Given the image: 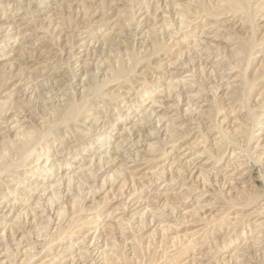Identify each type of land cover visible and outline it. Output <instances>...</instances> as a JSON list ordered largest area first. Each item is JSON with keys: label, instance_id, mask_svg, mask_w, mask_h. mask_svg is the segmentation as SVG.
Wrapping results in <instances>:
<instances>
[{"label": "rangeland", "instance_id": "obj_1", "mask_svg": "<svg viewBox=\"0 0 264 264\" xmlns=\"http://www.w3.org/2000/svg\"><path fill=\"white\" fill-rule=\"evenodd\" d=\"M0 154V264H264V0H0Z\"/></svg>", "mask_w": 264, "mask_h": 264}, {"label": "bare ground", "instance_id": "obj_2", "mask_svg": "<svg viewBox=\"0 0 264 264\" xmlns=\"http://www.w3.org/2000/svg\"><path fill=\"white\" fill-rule=\"evenodd\" d=\"M224 1H225V0H224ZM225 3H226V2H225ZM226 4H227V3H226ZM228 4H229V3H228ZM239 5H240V4H239ZM240 8H241V7H240ZM242 9H243V8H242ZM247 9H248V8H247ZM233 10H234V9H233ZM250 44H251V43H250ZM252 45H253V44H252ZM252 45H251V46H252ZM251 57H252V56H251ZM247 61H249V59H248ZM246 64H247V62H246ZM248 64H249V63H248ZM49 87H50V86H49ZM97 87H99V86H97ZM246 90H247V89H246ZM97 91H98V90H97ZM243 91H245V90H243ZM242 93H243V92H242ZM240 94H241V93H240ZM241 99H242V98H241ZM245 99H246V96H245ZM82 102H83V101H82ZM242 102H243V101H242ZM72 104H73V103H72ZM85 106H86V105H85ZM75 109H76V107H75ZM71 110L73 111L74 108L71 109ZM72 111H71V112H72ZM74 111H75V110H74ZM58 112H59V111H58ZM68 112H69V110H68ZM14 114H15V113H14ZM64 114H65V113H64ZM74 114H75V113H74ZM63 116H64V115H63ZM247 116H248V115H247ZM10 117H11V116H10ZM17 117H18V116H17ZM20 118H21V117H20ZM64 118H65V117H64ZM75 118H76V117H75ZM16 119H17V118H16ZM35 119H36V118H35ZM250 119H251V118H250ZM17 120H18V119H17ZM7 121H8V120H7ZM252 121H253V120H252ZM59 122H61V121H59ZM64 122H65V121H64ZM247 122H248V121H247ZM256 122H257V121H256ZM32 123H33V122H32ZM34 123H35V122H34ZM248 123H249V122H248ZM254 123H255V122H254ZM254 123H253V124H254ZM15 124H16V123H15ZM253 124H252V125H253ZM255 124H256V123H255ZM255 124H254V127H255ZM257 124H258V123H257ZM40 125H41V124H40ZM40 125H38V127H39ZM63 125H64V124H63ZM40 127H42V125H41ZM24 128H25V127H24ZM24 128H23V130H24ZM20 129H21V128H20ZM25 129H26V128H25ZM37 129H38V128H37ZM37 129H35V130H37ZM251 129H252L251 126H249L248 128H245V130L242 131V134L246 137V139H247L248 141H249V139H251V132H252ZM26 131H27V130H26ZM26 131H25V132H26ZM29 131H30V130H29ZM39 131H40V130H39ZM236 131H237V130H236ZM18 132H20V130L17 131V133H18ZM21 132H22V129H21ZM21 132H20V135H21ZM30 132H32V130H31ZM48 132H49V131H48ZM48 132H46V133H48ZM17 133H16V134H17ZM23 133H24V132H22V134H23ZM219 133H220V132H219ZM237 133H238V132H237ZM253 133H254V132H253ZM16 134H15V135H16ZM31 134H32V133H28V132H26V136H25V134H23V136H25V138H27V139L25 140V141H27V142H25V143L23 142V143L25 144L24 147H26L28 144H30V143L32 142L31 140H33V138H31ZM40 134H42V132L39 133V135H40ZM17 135H19V134H17ZM17 135H16V136H17ZM20 135H19V137H20ZM37 135H38V132H37ZM39 135H38V136H39ZM235 135H236V134H235ZM21 136H22V135H21ZM23 136H22V137H23ZM228 136H229V135H228ZM22 137H21V138H22ZM33 137H34V136H33ZM229 137H230V136H229ZM236 137L239 138L240 136L237 135ZM1 138H2V137H1ZM14 138H15V136H14ZM23 138H24V137H23ZM38 138H39V137H38ZM17 139H18V138H17ZM40 139H41V138H40ZM220 139L223 140V138H220ZM229 139H230V138H228L227 141L230 143ZM253 139H254V138H253ZM18 140H19V139H18ZM20 140H21V139H20ZM22 140H23V139H22ZM37 140H38V139H37ZM239 140H240V138H239ZM15 141H16V139H15ZM223 141H224V140H223ZM232 142H233V141H231V143H232ZM238 142H239V141H238ZM249 142H250V141H249ZM13 143H14V142H13ZM34 143H35V142H33L32 145H34ZM229 143H227V144H229ZM233 143H234V142H233ZM234 144H236V146H237V143H234ZM6 145H7V146H6ZM6 145H5V146H6V148H7L9 144L7 143ZM32 145H31V146H32ZM37 145H38V143H37ZM246 145H247V142H246ZM9 146H10V145H9ZM11 146H12V145H11ZM11 146H10V147H11ZM22 146H23V145H22ZM29 146H30V145H29ZM29 146H28V147H29ZM32 147H33V146H32ZM247 147H248V146H247ZM3 148H4V147H3ZM26 148H27V147H26ZM37 148H38V147H37ZM48 148H49V147H48ZM245 148H246V147H245ZM30 149H31V148H30ZM30 149H27V150H30ZM32 150H33V149H32ZM49 150H50V149H49ZM17 151H18V150H17ZM25 151H26V150H25ZM11 152H12V151H11ZM26 152L28 153V151H26ZM5 153H6V152H5ZM18 153H19V152H18ZM29 153H30V151H29ZM262 153H263V152H262ZM105 154H106V153H105ZM0 155H1V154H0ZM23 155H24V154H23ZM26 155H27V154H26ZM19 158H20V157H19ZM46 158H47V157H46ZM47 160H48V159H47ZM257 161H258V160H257ZM257 161H256V162H257ZM11 162H13V160H12ZM46 162H47V161H46ZM259 163H260V162H259ZM17 167H18V166H17ZM3 170H4V169H3ZM1 172H2V171H1ZM60 178H63V177H60ZM67 178H68V182H70V181H69V180H70V177H67ZM86 179H87V178H86ZM71 180H72V178H71ZM57 182H58V181H57ZM57 186H58V185H57ZM52 194H53V193H52ZM54 196H55V195H54ZM72 205H73V204H72ZM72 208H73V206H72ZM63 211H64V210H63ZM62 214H63V212H62ZM67 217H68V216H67ZM57 218H58V217H57ZM65 220H66V219H65ZM69 221H70V220H69ZM57 226H58V225H57ZM59 226H60V225H59ZM59 226H58V227H59ZM67 227H69V226H67ZM66 229H67V228H66ZM63 233H65V232H63ZM58 235H59V234H58ZM97 237H99V236H97ZM12 264H13V263H12Z\"/></svg>", "mask_w": 264, "mask_h": 264}]
</instances>
